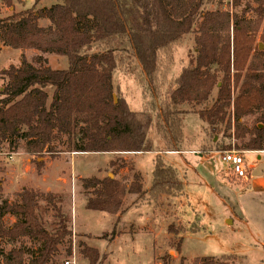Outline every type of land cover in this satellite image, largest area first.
Returning a JSON list of instances; mask_svg holds the SVG:
<instances>
[{
	"label": "trees",
	"instance_id": "16d2710c",
	"mask_svg": "<svg viewBox=\"0 0 264 264\" xmlns=\"http://www.w3.org/2000/svg\"><path fill=\"white\" fill-rule=\"evenodd\" d=\"M2 1L12 6V0ZM242 1L59 0L49 8L0 18L3 46L39 53L22 57L19 67L1 72L7 83L0 91V143L33 156L38 173L44 163L37 160L45 153L52 155V143L63 144V138L66 152L144 154L155 151L149 137L154 128L164 151H178L183 140L181 117L193 113L212 138H233L239 150L263 151L264 48L259 50L256 36L261 29L264 44V0H251L254 8L247 3L237 11ZM206 3H215L216 9L206 11ZM250 11L254 20L246 18ZM40 20L50 25L41 27ZM190 34H195V55L156 105L160 93L155 84L167 78L178 45ZM93 45L96 51L89 53ZM47 55L65 58L66 69L47 67ZM129 58L138 62L152 94L139 111L132 110L113 86V72L123 70ZM48 89L53 90L49 103ZM186 105L193 107L181 109ZM248 118H253L251 125ZM110 166L113 176L122 169L133 171L124 161H111ZM151 175L147 191L136 173L129 184L108 176L81 179L88 195L85 209L117 215L126 195H147L149 201L182 195L181 182L160 157L154 159ZM60 200V194L23 189L18 201L0 204V264H56L65 245V255H70L71 219ZM5 215L16 221L6 227ZM168 233L176 235L177 230L169 226ZM115 236L112 229L108 240ZM21 239L37 247L18 244ZM181 243L182 239L176 252ZM1 244L10 249L5 252ZM81 246L90 264L104 260L95 249ZM232 259L202 257L194 264H229ZM179 264L185 260L181 258Z\"/></svg>",
	"mask_w": 264,
	"mask_h": 264
},
{
	"label": "rangeland",
	"instance_id": "374dc122",
	"mask_svg": "<svg viewBox=\"0 0 264 264\" xmlns=\"http://www.w3.org/2000/svg\"><path fill=\"white\" fill-rule=\"evenodd\" d=\"M58 2L59 0H12V6L9 7L0 0V18L30 8L33 10L49 8ZM224 2L230 3L231 0ZM247 3L251 8L255 7L251 0H243L236 10L240 11ZM204 8L206 11H214L216 4L206 3ZM246 18L254 20L255 15L250 11L246 14ZM39 25L46 28L50 23L48 20H40ZM261 34L260 29L256 36V42L259 44H263L260 43ZM194 37L195 34L183 37L176 49L171 72L165 80L155 84L160 93L154 100L156 105H159L166 88L173 84L179 69L194 57ZM94 51L96 45L92 46L89 53ZM36 55L39 53L13 50L0 43V91L7 83L1 72L10 66L19 67L22 57L30 59ZM44 58L45 65L50 69H66L65 58L55 55H47ZM122 69L118 68L113 72V86L121 90L132 110L139 111L145 101L152 100L150 88L134 58L126 60ZM47 92L49 103L53 90L48 89ZM192 107L186 105L181 109L191 110ZM181 118L183 140L178 151H164V145L154 128L149 135L155 150L149 153L153 155L66 152L65 138H63V144L52 143L54 151L52 155L45 153L42 159L37 160L44 163L38 173L33 156L27 155L21 149H11L7 143H0V204L18 201V194L23 189H33L44 194H60L63 212L71 219L69 224L71 251L70 255L66 256L67 245L60 247L56 264H64L73 256L75 264H90L81 253L83 248L81 244L95 249L99 256L104 258L101 264H161L163 260L167 264H179L181 258L185 260V264H194L196 258L220 259L221 256H231L233 259L229 264H264L261 246L264 241V150H239V143L233 138H223L221 135L212 138L206 130V125L196 114L187 113ZM252 120L253 118L247 119L248 125L252 124ZM228 150L242 153L246 172L250 176L249 183L237 179L227 165H220L218 174L216 172L213 174L208 167H205L208 173H206L207 181L215 191L212 192L209 187L204 186H189L187 194L190 198L189 202L194 204V207L189 204L182 186V195L175 198L161 195L155 201H149L145 195L137 197L133 203L131 200L135 198L134 195L131 197L127 195L118 216L125 214L118 221L113 215L84 208L88 195L81 188V179L90 177L101 179L111 175L112 177L109 178L129 184L132 182L133 174L140 175L139 171H141L146 185L148 178L152 176L150 171L154 159L160 157L165 167L173 169L179 181L171 159L180 156L182 158L178 160L180 167L187 172L191 164L186 158L193 159L194 156H198L204 158L205 161L201 162L205 163V166L215 165L219 163L220 153ZM111 161L131 164L133 171L122 169L113 176ZM135 161L139 171L135 168ZM204 201L207 206L203 204ZM239 216L245 221H240ZM226 218L227 222H225ZM145 219L148 221L143 225ZM15 221L16 219L11 215L2 218L6 227L11 226ZM49 223L50 218L47 217L46 227L51 231L52 227ZM169 226L177 230L176 235L168 233ZM112 229L118 234L121 233V236L114 243L108 244ZM143 231H153V233H143ZM180 239H182L180 252H176L175 247ZM18 244L27 248L37 247L26 239H21ZM1 247L5 252L10 249V246L5 244H1Z\"/></svg>",
	"mask_w": 264,
	"mask_h": 264
},
{
	"label": "crops",
	"instance_id": "0c3cea01",
	"mask_svg": "<svg viewBox=\"0 0 264 264\" xmlns=\"http://www.w3.org/2000/svg\"><path fill=\"white\" fill-rule=\"evenodd\" d=\"M179 73H180V69H179V71H178V75H179ZM186 135V134H185ZM148 154V153H147ZM149 154H152V153H149ZM139 155H142V154H139ZM153 155V154H152ZM190 156H193V155H191V154H189ZM180 159H182L180 156L177 158V159H171V162H172V164L174 165V169L176 168V173H177V177L179 178V181L182 183L183 182V184H182V186H183V192H185V196H187V199H188V202L190 201V198H189V195L187 194V190H188V188H189V186L191 187V186H195V185H197V186H199V187H201V186H204V187H209L210 188V190L212 191V192H214L215 190H213L212 189V187L210 186V184L208 183V181H207V176H206V168L205 167H208L209 168V170H211L212 172H213V174H215V172L218 174V171H219V166L220 165H225V164H223L221 161H220V159L218 160L219 161V163H216L215 165H208V164H206V166H205V163H202L201 161H203L204 160V158H200V157H198V156H194V158L193 159H188V158H186L187 159V161L191 164V166L189 167V169L187 170V172L186 171H184L181 167H180V163L178 162V160H180ZM205 161V160H204ZM135 168L139 171V169H138V167H137V165H136V161H135ZM153 169V168H152ZM152 169H151V171H150V173H152ZM139 173H140V178H141V180H140V183H141V185H142V190L143 191H147L148 189H149V187H150V185H151V181H152V176H151V178L149 179L148 178V184H146L145 185V183H144V180H145V177L143 176V173L141 172V171H139ZM208 174V173H207ZM238 179V178H237ZM245 181H246V183H249V181H250V176L247 174V178L245 179ZM129 196V195H128ZM132 195H130V197H131ZM134 199L133 200H131L133 203L135 202V199L137 198V196L136 195H134ZM164 197H167V198H169L168 196H164ZM126 198H127V195L125 196V198H124V200H126ZM123 200V201H124ZM189 204L192 206V207H194L195 205L194 204H191L190 202H189ZM204 205H206L207 206V203L204 201V203H203ZM84 208H85V206H84ZM205 210L207 211L208 209H207V207L205 208ZM125 214V213H124ZM123 214V215H124ZM119 214H117V215H113V216H115L116 217V221H118V219H120L121 220V218L123 217V215L122 216H118ZM119 217V218H118ZM240 217V216H239ZM245 221L243 218H242V216L240 217V221ZM146 221H148V220H146L145 219V221L143 222V225H145L147 222ZM225 222H227V218L225 219ZM235 222V221H234ZM234 222H233V224H234ZM143 225H137V226H139V227H142ZM143 233H153V231H143ZM195 233H197V232H195ZM195 233H192V234H195ZM137 234V233H136ZM191 234V233H190ZM120 236H121V233L120 234H118L117 233V236H115V238L112 240V241H109L108 242V244H112V243H114L115 241H117L119 238H120ZM261 246H262V250H263V247H264V241L261 243ZM263 253H264V250H263ZM157 257V256H156ZM157 259V258H156Z\"/></svg>",
	"mask_w": 264,
	"mask_h": 264
},
{
	"label": "built area",
	"instance_id": "2783aa9c",
	"mask_svg": "<svg viewBox=\"0 0 264 264\" xmlns=\"http://www.w3.org/2000/svg\"><path fill=\"white\" fill-rule=\"evenodd\" d=\"M220 161L230 168L232 174L236 178L243 179V180L247 178L245 161H244L242 153L235 151V150L223 151L220 153ZM64 264H75L74 256L68 261H65Z\"/></svg>",
	"mask_w": 264,
	"mask_h": 264
},
{
	"label": "water",
	"instance_id": "95a60500",
	"mask_svg": "<svg viewBox=\"0 0 264 264\" xmlns=\"http://www.w3.org/2000/svg\"><path fill=\"white\" fill-rule=\"evenodd\" d=\"M259 50H262L264 48V44H258ZM114 102H116V98L114 96ZM109 177H112L111 175Z\"/></svg>",
	"mask_w": 264,
	"mask_h": 264
}]
</instances>
